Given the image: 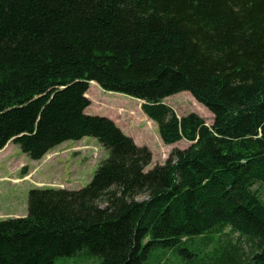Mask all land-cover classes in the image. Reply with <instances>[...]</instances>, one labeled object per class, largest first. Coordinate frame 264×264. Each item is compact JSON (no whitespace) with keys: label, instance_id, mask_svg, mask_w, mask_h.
Here are the masks:
<instances>
[{"label":"trees","instance_id":"16d2710c","mask_svg":"<svg viewBox=\"0 0 264 264\" xmlns=\"http://www.w3.org/2000/svg\"><path fill=\"white\" fill-rule=\"evenodd\" d=\"M142 102L164 164L89 85ZM188 92L213 116L178 117ZM108 156L77 191L32 189L0 221V264H264V0H0V151L31 161L67 141Z\"/></svg>","mask_w":264,"mask_h":264},{"label":"rangeland","instance_id":"374dc122","mask_svg":"<svg viewBox=\"0 0 264 264\" xmlns=\"http://www.w3.org/2000/svg\"><path fill=\"white\" fill-rule=\"evenodd\" d=\"M86 98L90 106L85 114L102 116L114 124L133 142L145 147L151 154L146 171L155 165L164 164L174 149L183 150L190 143L180 141L165 145L156 125L147 119L141 110L142 102L128 96L105 92L98 85H89ZM178 117L189 113L198 115L206 125L213 122L212 114L197 103L188 92L164 99ZM108 153L95 139L84 137L79 141H67L49 151L41 160L31 161L14 143L0 152V221L21 218L27 214V197L32 189H63L77 191L92 179L101 161ZM55 264H98L95 260L75 261L60 259Z\"/></svg>","mask_w":264,"mask_h":264}]
</instances>
